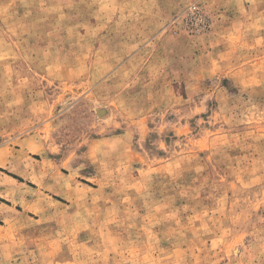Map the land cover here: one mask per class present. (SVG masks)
<instances>
[{
    "label": "rangeland",
    "instance_id": "1",
    "mask_svg": "<svg viewBox=\"0 0 264 264\" xmlns=\"http://www.w3.org/2000/svg\"><path fill=\"white\" fill-rule=\"evenodd\" d=\"M0 264H264V0H0Z\"/></svg>",
    "mask_w": 264,
    "mask_h": 264
}]
</instances>
